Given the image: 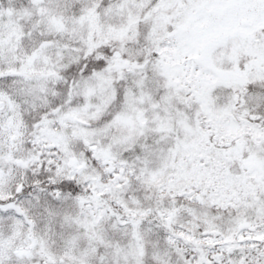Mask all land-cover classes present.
Here are the masks:
<instances>
[{"label": "snow or ice", "instance_id": "snow-or-ice-1", "mask_svg": "<svg viewBox=\"0 0 264 264\" xmlns=\"http://www.w3.org/2000/svg\"><path fill=\"white\" fill-rule=\"evenodd\" d=\"M0 264H264V0H0Z\"/></svg>", "mask_w": 264, "mask_h": 264}]
</instances>
